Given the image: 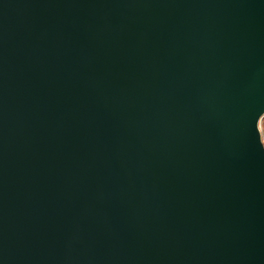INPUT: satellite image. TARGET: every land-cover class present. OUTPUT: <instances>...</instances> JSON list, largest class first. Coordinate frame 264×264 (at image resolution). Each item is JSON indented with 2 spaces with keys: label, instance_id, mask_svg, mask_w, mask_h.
<instances>
[{
  "label": "water",
  "instance_id": "1",
  "mask_svg": "<svg viewBox=\"0 0 264 264\" xmlns=\"http://www.w3.org/2000/svg\"><path fill=\"white\" fill-rule=\"evenodd\" d=\"M264 0H0V264H264Z\"/></svg>",
  "mask_w": 264,
  "mask_h": 264
},
{
  "label": "rangeland",
  "instance_id": "2",
  "mask_svg": "<svg viewBox=\"0 0 264 264\" xmlns=\"http://www.w3.org/2000/svg\"><path fill=\"white\" fill-rule=\"evenodd\" d=\"M259 128L262 135V141H264V117L260 120Z\"/></svg>",
  "mask_w": 264,
  "mask_h": 264
},
{
  "label": "built area",
  "instance_id": "3",
  "mask_svg": "<svg viewBox=\"0 0 264 264\" xmlns=\"http://www.w3.org/2000/svg\"><path fill=\"white\" fill-rule=\"evenodd\" d=\"M263 145H264V141H263Z\"/></svg>",
  "mask_w": 264,
  "mask_h": 264
}]
</instances>
